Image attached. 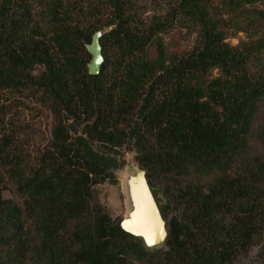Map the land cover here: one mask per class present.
Instances as JSON below:
<instances>
[{"label": "trees", "instance_id": "1", "mask_svg": "<svg viewBox=\"0 0 264 264\" xmlns=\"http://www.w3.org/2000/svg\"><path fill=\"white\" fill-rule=\"evenodd\" d=\"M111 25L90 76L84 42ZM0 92L54 119L32 155L0 105V264H236L264 243V0H0ZM126 154L167 223L157 252L98 191Z\"/></svg>", "mask_w": 264, "mask_h": 264}, {"label": "rangeland", "instance_id": "2", "mask_svg": "<svg viewBox=\"0 0 264 264\" xmlns=\"http://www.w3.org/2000/svg\"><path fill=\"white\" fill-rule=\"evenodd\" d=\"M150 11L147 16L155 14ZM245 33H238L229 42L237 46L241 42H247ZM167 42L177 44L180 48L190 50L195 44V36L187 34L185 31H178L167 38ZM0 105L9 106V121L18 127H22L25 133L22 135L26 148L32 155L38 150L47 146L52 138L54 129V119L52 114L37 102H30L20 99L17 95L0 92ZM120 166L115 172L116 183H107L98 188L103 204L107 207L113 218H123L126 216L127 198L125 195L124 183L128 174L133 170H141L134 162L133 154H126L124 159H119ZM5 198H10L11 193H5ZM236 264H264V243L253 249L246 257Z\"/></svg>", "mask_w": 264, "mask_h": 264}, {"label": "water", "instance_id": "3", "mask_svg": "<svg viewBox=\"0 0 264 264\" xmlns=\"http://www.w3.org/2000/svg\"><path fill=\"white\" fill-rule=\"evenodd\" d=\"M117 29L111 25L94 32L91 43L84 42V48L91 60L87 64L90 76H99L105 63L103 38ZM128 212L120 222L121 229L140 240L147 252L164 248L167 238V223L160 211L144 170L131 171L124 183Z\"/></svg>", "mask_w": 264, "mask_h": 264}]
</instances>
